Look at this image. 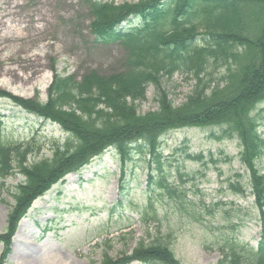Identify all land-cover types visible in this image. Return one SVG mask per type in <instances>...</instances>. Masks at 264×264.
Returning a JSON list of instances; mask_svg holds the SVG:
<instances>
[{"label": "rangeland", "instance_id": "374dc122", "mask_svg": "<svg viewBox=\"0 0 264 264\" xmlns=\"http://www.w3.org/2000/svg\"><path fill=\"white\" fill-rule=\"evenodd\" d=\"M11 4L16 5L21 30L12 39L0 36V64L6 60L15 67L17 58L36 55L39 72L34 84L27 85L7 83L0 76V92L24 101L46 102L54 74L80 79L86 70L107 75L123 69L124 50L118 43L95 39L84 0H0V20H8L3 10ZM0 33H6L1 25ZM194 83L183 73L163 76L158 85L147 86L145 99L136 101L138 113L157 110L160 93L181 104ZM258 115L259 132L264 136V103L258 106ZM221 134L220 127H184L169 132L162 140V149L169 182L186 193L182 204L200 209L220 202L223 213L219 211L201 224L192 220L190 210H184L178 199L158 193L153 195L151 207L149 158L133 154L122 188L120 159L110 148L33 202L19 223L4 264H101L105 254L123 258L140 241L168 244L182 264H215L223 257L220 251L227 239L256 246L264 217L251 193L248 170L240 161L238 141L218 138ZM68 135L58 124L37 118L0 97V141L31 142L40 136L36 141L42 150L30 156V161L50 157L52 143L64 142ZM185 142L190 158L182 151ZM199 154L204 158L194 160ZM259 168L264 173V159ZM23 180L18 173L0 180V234L9 225L13 194ZM231 182L243 185L245 196L235 194ZM145 211L150 213L146 221L141 218ZM231 218L235 226L228 223ZM2 248L0 242V257Z\"/></svg>", "mask_w": 264, "mask_h": 264}, {"label": "trees", "instance_id": "16d2710c", "mask_svg": "<svg viewBox=\"0 0 264 264\" xmlns=\"http://www.w3.org/2000/svg\"><path fill=\"white\" fill-rule=\"evenodd\" d=\"M84 2L95 39L118 42L123 48V69L107 75L86 70L80 79L57 73L46 102L15 98L28 111L58 122L69 137L52 144L50 157L32 162L29 156L41 150L34 143L0 142V178L15 173L24 177L13 194L15 204L7 232L0 235L6 249L17 221L36 196L109 147L123 160L131 159L136 150L146 149L151 207L156 193L184 200L185 193L169 182L161 148L166 134L184 127H220L218 138L238 141L240 161L248 170L251 192L264 217V173L259 168L264 159V136L259 132L258 115V106L264 103V0ZM130 16L140 23L119 28ZM176 73L195 82L184 102L175 104L160 93L157 110L138 113L136 101L146 98L147 86L158 85L163 76ZM182 151L191 157L187 144ZM203 158L199 154L193 159ZM230 186L236 194L246 192L239 182ZM147 214L141 212L145 220ZM192 215L202 220L199 213ZM261 234L256 248L229 239L216 264H264V230ZM8 251L3 252L1 263ZM133 260L182 264L167 244L144 241L123 258L105 254L101 264Z\"/></svg>", "mask_w": 264, "mask_h": 264}, {"label": "bare ground", "instance_id": "6f19581e", "mask_svg": "<svg viewBox=\"0 0 264 264\" xmlns=\"http://www.w3.org/2000/svg\"><path fill=\"white\" fill-rule=\"evenodd\" d=\"M16 5H7L3 10L4 15L8 17V20L1 19L0 25L3 29L6 30L4 35L0 36L1 38H14L20 30V18H17V11H15ZM36 55H31L25 60L22 58H17L14 62L15 67H11L9 62H2L0 64V76H3L7 83H19L21 85L34 84L36 80V74L39 72V66L37 63ZM8 66V67H6ZM44 87H47L45 83Z\"/></svg>", "mask_w": 264, "mask_h": 264}]
</instances>
